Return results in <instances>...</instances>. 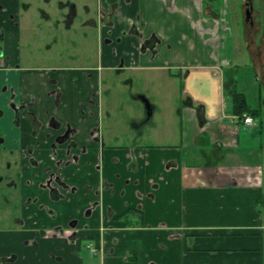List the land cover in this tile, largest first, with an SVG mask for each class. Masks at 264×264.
<instances>
[{
  "label": "crops",
  "instance_id": "1",
  "mask_svg": "<svg viewBox=\"0 0 264 264\" xmlns=\"http://www.w3.org/2000/svg\"><path fill=\"white\" fill-rule=\"evenodd\" d=\"M90 1L83 4L86 18L80 23L85 34L93 33L97 40L96 58L84 55L91 64L84 70L89 77L81 75L79 66L74 68L79 74L74 92L65 78L62 83L64 101L72 95L76 99L74 123L82 136L97 129L100 137L93 135L88 144L85 174L75 168L69 176L79 189L53 204L59 214L53 224L66 226L98 201L87 220L90 237L85 242L92 240L100 249L93 252L82 243L72 244L61 251L59 264H264V37L263 44L248 46L259 85L250 101L240 88L242 79L234 77L241 64L233 56L235 38L222 4L218 9L206 0ZM74 3L72 28L80 13ZM32 4L0 0L3 55L10 58L0 67V88L7 82L13 85L18 103L33 94L41 118L44 104L53 107L52 97L45 94L44 81L37 80L40 68L22 67L19 45L21 25ZM103 22L105 27L97 28ZM50 23L59 28L61 20ZM259 26L252 29L248 24L247 40L257 37ZM107 34L121 38L115 53L103 45ZM32 58H27L28 64ZM81 59L76 54L73 61ZM129 69L136 70V86H141L138 99L146 95L154 106L150 116L146 106L138 107L139 113L122 127L117 124L122 120H112L114 108L104 110L100 89L106 76ZM23 72L28 75L24 81ZM9 92L0 95V104ZM234 92L246 96L251 110H259L250 114L253 123L246 124L237 113ZM90 93L98 100L81 113L78 101L87 107ZM130 124L132 143L127 145L123 134ZM28 166L26 178L33 179ZM35 193L29 188L25 192ZM33 207L28 205L25 212H33ZM129 208L135 212L128 213ZM29 218L31 228L45 222ZM100 228L98 243L93 234ZM39 238L40 247L33 251L36 262L54 264L49 262L51 253H57L62 237Z\"/></svg>",
  "mask_w": 264,
  "mask_h": 264
},
{
  "label": "flooded vegetation",
  "instance_id": "2",
  "mask_svg": "<svg viewBox=\"0 0 264 264\" xmlns=\"http://www.w3.org/2000/svg\"><path fill=\"white\" fill-rule=\"evenodd\" d=\"M62 5L67 7L68 11L59 20L63 21L66 31H71L72 21L76 15V5L70 0L61 2ZM39 10L42 17L46 18L48 22L57 23L58 20H54L53 14H50L45 8L39 7ZM251 20L253 24L250 21L249 26L254 29L256 22H254L253 17ZM105 25L106 23L103 22L101 27L103 28ZM111 26L114 27V25ZM132 27V32H135L136 26L133 25ZM109 30H107V33L111 34ZM108 34L103 38V45L109 46L115 53V44L117 41L120 42L121 38L114 39ZM48 48L52 49V45H49ZM75 51L76 46H68L67 55L63 54L62 51L57 53V59L63 61V63H59L58 67H54L49 71L39 67L41 77L47 81L45 82L44 92L47 96L52 97L53 106L50 107L44 104L41 118L36 109L37 98L33 94H28L30 96L25 102L18 103L17 93L12 89L14 88L13 85L10 86V83L7 82L0 88V95L8 93L12 89L7 95L6 102L2 103L9 111V126L11 130L14 127H18L22 133L21 142L17 143L16 146L19 152V171L17 175L21 183L22 194L21 216L13 218V221L9 224L6 223L5 226L0 228V264H38L33 251L40 247L39 237H47L49 240H56V238L62 237V243L55 246L57 253H51L49 262L54 264H59L63 260L64 257L61 251L66 250L72 244H78L79 246L82 243L81 247L90 248L93 252H97L100 249L92 240L88 243L85 242L90 237L87 220L92 216L94 208L99 203L98 201L94 202L92 207L83 210L80 217L76 216L66 221V226L53 224V221L59 218V214L53 204L68 200L70 198L69 193L79 189L77 184L70 182L69 176L72 175L75 168L85 174L83 171L87 170L88 164L86 155L90 151L88 144L92 141L93 135L97 140L100 137L97 129L94 132L90 130L89 133L87 132L85 136H82L80 127L74 123L73 110L76 100L74 95L71 94L72 96L67 98L66 102L64 101L66 88L62 83V78H65L66 86H70L72 92H74V87L78 86L76 80L79 78V74L77 75L74 72L76 66L71 65L76 58ZM3 53L4 48L2 47L0 48V58L2 59L0 67L4 66V62L6 63L10 59L9 56H4ZM18 65L17 67L20 68L21 65ZM79 67L83 70L81 75L89 77L90 72L84 71L86 65ZM21 87L23 88L22 85ZM95 102V97H92V93H90L85 102L88 106H83V101L79 100L78 109L81 113L87 112ZM0 114H4V112L0 110ZM79 138H81V141ZM8 140L7 133L6 135L0 134L1 151H8ZM15 151L16 149H13L11 153L13 154ZM26 166L31 169V174L34 176L33 179L26 178ZM7 167L11 168L12 164L10 163ZM9 176L10 173L7 174V177ZM11 178L7 183L10 186L19 187L18 183L15 180H11ZM29 186L34 187L36 190L34 195L25 194L26 190L30 189ZM83 187H89L88 183H84ZM28 205H34V207L33 212L27 214L25 207ZM127 212L134 213L135 210L129 208ZM28 215L34 217L37 223L45 222L42 223L41 227L31 228L28 226V220H31L30 218L28 219ZM45 217L48 218L44 219ZM101 230L100 228L99 231L93 234L98 243L99 238H101ZM73 252H78V249L73 250Z\"/></svg>",
  "mask_w": 264,
  "mask_h": 264
},
{
  "label": "rangeland",
  "instance_id": "3",
  "mask_svg": "<svg viewBox=\"0 0 264 264\" xmlns=\"http://www.w3.org/2000/svg\"><path fill=\"white\" fill-rule=\"evenodd\" d=\"M27 1H30L31 3L33 2V7L32 10L27 14L28 19L25 22H22L21 25L22 31L19 45L24 57V60L21 61L22 67L26 65L28 67H43L46 71H49L54 67H58L59 63H63V61H59L56 54L62 51L63 54L67 55L68 53H66V51H68V46H76L77 49L75 53L79 57H82L81 61H74L73 63H71L72 66H91V64H86V62L88 63V58L85 59L84 55L85 53H88V57H92V59L95 60L98 43L97 40H95L92 36L93 33L89 34L86 37V35L84 34V30L86 29L85 27H81L80 21L86 18V12L84 10L85 7H83L85 0H71L77 3L80 10L79 16L76 20V24L73 26L71 31H66L62 20L59 28L52 25L46 20V18L42 17L39 10V7L43 6L46 11H48L50 14H53L54 20H59L62 18V14L68 11V8H63L61 6V2L67 0H51L50 3L46 2L45 4H43L44 0ZM89 3L91 5H95L96 1L91 0ZM212 3L214 4V7L218 9L221 8L220 6L222 4V7L228 13L230 26L235 38L233 56L236 58V63L241 64L240 71L238 73H235L234 77H236L237 79H242L240 82V88L249 93L248 95L250 97V101H254V95L256 94V90L259 88V85L257 83L256 68L252 60L253 55L248 46L250 45V43L254 45L263 44L264 0H252L254 7L253 20L257 23L258 26L260 25L257 30V37L252 41L247 40L245 34L248 27L245 12L246 0H223V2L222 0H219ZM97 4L100 5V0H97ZM22 15L23 13L21 12L19 16L20 20L22 19ZM100 25L102 24H97V28L100 29ZM2 34L3 32H0V48H4L6 43L5 39H1ZM49 45H52V49L48 48ZM29 57H33V62H31V64L27 63V61H31L30 59H27ZM36 57L37 59L35 60ZM27 76L28 75L23 72L21 79H23L24 81ZM38 78L37 80L39 83L42 81H44V83L47 82L45 81V78L41 79L40 76H38ZM243 83L244 86H242ZM22 84L24 85V83ZM139 87L141 86H136V70L129 69L121 73H119L118 70H115V72L111 73L110 76H106L104 86L102 89H100V91H102L101 98H104V110L110 108L112 110V108H114L116 112L112 120H122L121 122L119 121L117 123L122 127H124L125 121H127L128 124L130 123V118L132 117V115H137L139 113L138 107H145V102L138 99V95L140 94L137 92V89H139ZM144 96L149 100L150 104H152L150 98L146 95ZM2 97V102H4L5 98L4 96ZM95 100L97 102L98 99L95 98ZM0 107V110L4 112V114H0V134L6 135L7 133V137L9 139L8 141L10 142H8L7 152H5L4 150H0V179H2L0 180L1 228L5 226L6 223L9 224L11 221H13V218L21 216L20 204L22 194L20 188L21 183L17 175V172L19 171V152L16 146L17 143L21 142L22 133L19 131L18 127H14L13 130H11V127L9 126V111L5 107L4 103H1ZM105 120H108L107 116H105ZM128 126H126L127 132L125 131L123 134L126 137L127 145L129 143H132L130 138H132L131 136L133 135L131 124L130 127ZM11 139H13L12 142ZM13 149H16V151L12 154L11 150ZM10 163L12 164V167L8 168L7 166ZM9 173L10 176L7 177V174ZM10 178L11 180H15L16 183H18L19 187L10 186L7 183ZM29 187L30 189H34V187L32 186ZM261 209L264 212V207H261Z\"/></svg>",
  "mask_w": 264,
  "mask_h": 264
},
{
  "label": "trees",
  "instance_id": "4",
  "mask_svg": "<svg viewBox=\"0 0 264 264\" xmlns=\"http://www.w3.org/2000/svg\"><path fill=\"white\" fill-rule=\"evenodd\" d=\"M217 0H206V2H214ZM233 100H234V105L236 108L237 113L239 114H244V113H258L259 110H251L250 107L247 104L246 96L243 93L240 92H234L233 94ZM153 104H151V107L153 108Z\"/></svg>",
  "mask_w": 264,
  "mask_h": 264
},
{
  "label": "water",
  "instance_id": "5",
  "mask_svg": "<svg viewBox=\"0 0 264 264\" xmlns=\"http://www.w3.org/2000/svg\"><path fill=\"white\" fill-rule=\"evenodd\" d=\"M253 10H254V7H253V3H252V0H246V9H245V12H246V22L249 24V22L251 24H253L252 22V17H253ZM143 101L145 102V106H146V110H147V115L150 116L152 115V112H153V109L151 108L150 106V102L147 98L143 97L142 98Z\"/></svg>",
  "mask_w": 264,
  "mask_h": 264
},
{
  "label": "built area",
  "instance_id": "6",
  "mask_svg": "<svg viewBox=\"0 0 264 264\" xmlns=\"http://www.w3.org/2000/svg\"><path fill=\"white\" fill-rule=\"evenodd\" d=\"M243 116H244V121H245L246 124L253 123L254 119H253V117L251 115L244 113Z\"/></svg>",
  "mask_w": 264,
  "mask_h": 264
}]
</instances>
